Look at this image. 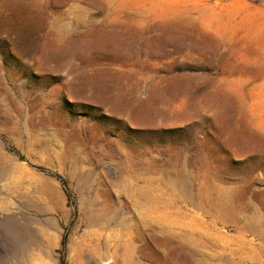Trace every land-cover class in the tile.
<instances>
[{"label": "rangeland", "instance_id": "1", "mask_svg": "<svg viewBox=\"0 0 264 264\" xmlns=\"http://www.w3.org/2000/svg\"><path fill=\"white\" fill-rule=\"evenodd\" d=\"M0 264H264V0H0Z\"/></svg>", "mask_w": 264, "mask_h": 264}, {"label": "bare ground", "instance_id": "2", "mask_svg": "<svg viewBox=\"0 0 264 264\" xmlns=\"http://www.w3.org/2000/svg\"><path fill=\"white\" fill-rule=\"evenodd\" d=\"M165 191L163 184H154V182L148 183L143 190L148 216L151 218V222H158L156 225L153 223L151 225V229L155 234L157 231L162 235L167 232L166 214L172 209V204L166 201L167 194ZM176 211L179 212V210Z\"/></svg>", "mask_w": 264, "mask_h": 264}]
</instances>
